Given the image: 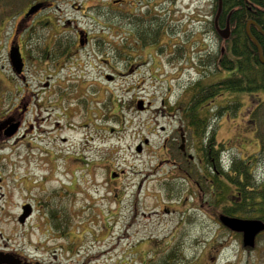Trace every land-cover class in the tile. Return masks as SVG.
<instances>
[{
	"label": "rangeland",
	"instance_id": "obj_1",
	"mask_svg": "<svg viewBox=\"0 0 264 264\" xmlns=\"http://www.w3.org/2000/svg\"><path fill=\"white\" fill-rule=\"evenodd\" d=\"M51 1L56 7L34 19H45L55 33L73 19L88 32L89 41L55 62L26 56L25 90L8 60L16 20H4L0 26V120L16 105L22 107L27 99L30 103L23 112L21 133L0 140V238H10L7 242L12 246L23 233L32 244L50 246L54 241L43 226L42 206L60 191L73 224L69 231L75 236L63 240L71 249L67 251L77 253L70 263L139 264L167 242L164 250L171 243L182 247L186 260L178 264H264V235L257 237L253 247L242 246L234 233L216 224L212 210L197 208V203L192 207L181 173L157 165L167 156L161 148L166 132L178 123L176 111L167 105L184 100L188 93L184 86L196 77L192 63L196 53L191 60L187 51L219 48L214 33L204 31L212 19V0L148 4L124 0L114 6L113 10L133 12L146 5L158 8L161 3L177 31L171 41L182 46L181 55L173 59L178 45L161 48L167 37L158 45V53L153 47L127 45L131 37L122 45L119 41L129 29L116 24L117 18L113 23L105 17L91 18V5L102 10L111 0ZM97 42L106 48H99ZM105 44L116 48L109 51ZM229 74L230 70L223 71V77ZM251 94L238 93L242 103L238 114L221 119L224 127L236 124L239 138L248 132L245 107L254 97H264L262 92ZM240 144L248 149L244 142ZM25 203L34 210L20 226L16 218Z\"/></svg>",
	"mask_w": 264,
	"mask_h": 264
},
{
	"label": "flooded vegetation",
	"instance_id": "obj_2",
	"mask_svg": "<svg viewBox=\"0 0 264 264\" xmlns=\"http://www.w3.org/2000/svg\"><path fill=\"white\" fill-rule=\"evenodd\" d=\"M123 1L124 0H111L110 2H106L107 6L110 4L109 7L106 6L107 8L102 10L99 7V9L102 15L107 14L111 16L113 15L114 6ZM174 1L176 2V0ZM36 2H43L45 5L34 13L25 15L28 7ZM53 6L56 7L51 0H32L21 10V12L13 17L14 20H16L13 41L16 42L19 47L23 66H25L27 62L26 56H29V58L32 57L29 55V52L25 50V46L23 49L20 47L19 39L21 40V37H23L22 39L24 40L29 33H32L33 29L41 26L40 23L45 21V19H34V17L40 12L50 9ZM91 6V18L96 19L93 11L98 6ZM79 7L76 8L80 9ZM227 20L228 17L226 18V22ZM66 23L67 25H64L63 31H69L74 38L77 36L74 39V43L70 48H66L64 51L62 50L61 52L63 53L56 58V54H54L55 52H51L52 48H46L47 55L43 61L44 63L50 61L55 62L61 57H66L67 54L71 55L82 49L86 45L85 43L89 41L88 32L79 29L77 24L73 22V19L67 20ZM219 27L221 28L223 26ZM53 31L54 32L50 31L49 33L56 32L55 30ZM80 33L82 35L81 38ZM76 39H78L77 44L79 48L76 47ZM80 39L83 41V44H80ZM158 49L160 51V48ZM205 49L206 48H198L195 52L193 48V52H191V48L187 51L186 58L190 57L191 60L192 57H194L192 53H196V60L192 62L195 64L196 77L192 78L191 81L184 86L185 90L183 91L188 92L184 97V100L180 98L174 103V105H167V109L176 111L174 115L177 116L178 123L168 133L164 127L161 126V130L167 134L161 144V148L164 149L167 156L158 160L157 165H159L158 169L163 165H168L171 169L174 168L177 172L181 173L187 180L186 182L184 181L186 185L188 184L185 191H188L189 196L191 194L190 204L192 207L196 206L194 203H197V208L203 206L202 208L206 210V212H208L209 209L212 210L216 224L234 233L235 236H237V239L241 240L242 243V232L232 231L224 226L220 217L231 216L244 219H259L264 222V191H262V196L251 198L252 200L250 199V201H252L251 206L245 208L246 210H249L250 213L247 214L248 211L245 213L242 212L244 209V203L249 200L248 195H256L258 191L257 187H253L254 185H246V189H243L242 172L244 165L247 166L248 173L254 177V183H259L260 186H264V125H258L256 123V117L254 116L255 109L264 97H254V102L245 107L247 113L245 121L249 123V126L247 127L248 132L244 138L238 137L239 134L237 133V126L235 123L232 126L225 127L221 124V119L223 117H234L238 114V111L241 108L242 103L238 98V93L235 92H227L226 90H219L216 92L213 97L208 98L201 103L198 106L197 111L205 113L207 110L208 113H211L215 108L217 109V107H219V109L222 108L221 113L219 115H214L208 123L205 121L200 125L188 124L184 120L185 103L196 91L205 93L206 90L201 91V85H207L211 82L225 78L223 77V71L225 69L221 67L220 63L219 67L221 70L211 74L208 64L202 66L197 62L198 57L206 52ZM107 50L110 51L112 49L107 48ZM223 51L224 48H220L219 62L221 61V56L224 55ZM160 53H162V51ZM172 55L175 56H172V59L177 58V53L175 54L172 51ZM33 59L38 60L35 57ZM106 78L110 79V75H106ZM19 79L23 82L25 90H28L26 78L19 77ZM48 85L49 82L45 81L44 86L49 87ZM49 94L51 93H48V95ZM248 94L252 95L251 92ZM45 96L48 98L47 95ZM231 99L238 100L240 103L236 110H230L227 108V103ZM21 102L22 100L20 103ZM28 104H30L29 99L23 103L22 107L16 105L14 108L8 110V114L5 113L7 114L5 117H11L13 121H19L18 129L11 137L17 136L21 133L20 129L23 125V112ZM234 121L235 120L233 119V122ZM259 132H261L260 136L258 134ZM2 138L6 137L3 135V130H0V140ZM14 139H17V137ZM242 142L248 145L247 150H245V148L242 147V144H240ZM251 147L252 149L250 150ZM250 174L247 175L251 176ZM178 190L184 191L183 188ZM56 193L57 195H53V197L48 200V204H43L42 206V219L44 220L43 226L45 227L46 233L49 235V240H53L54 242L48 247L39 242L32 244L29 239L27 240L26 237H24V234L21 233L20 237H15L12 246H9L7 240H11L10 238H0V264H76L70 263L68 260L76 256L77 253L67 251V249H71L65 244V242H63L67 235L75 237L73 236L74 234L70 231H59L60 229L64 230L65 227L72 228L73 224L72 221H70V212L68 214L66 207L60 199L62 198L61 192L59 191ZM57 196H60V202L59 199L57 200ZM23 205L21 206V212ZM228 209H232V211H228ZM33 210V207L30 205L29 214L24 217L22 221L19 220L20 214L17 216L16 219L20 226L27 223ZM261 235H264V230H261L256 234L255 240ZM69 240L74 241V238H69ZM144 260L140 263H143Z\"/></svg>",
	"mask_w": 264,
	"mask_h": 264
},
{
	"label": "trees",
	"instance_id": "obj_3",
	"mask_svg": "<svg viewBox=\"0 0 264 264\" xmlns=\"http://www.w3.org/2000/svg\"><path fill=\"white\" fill-rule=\"evenodd\" d=\"M31 1L32 0H0V26L3 24L4 20L12 19L17 13L21 12ZM165 1L173 2L174 0ZM149 2H157V0H137V3L148 4ZM158 2L162 1L158 0ZM160 4H158V8L156 6L152 7L146 5L145 9L140 8L139 11L134 10L135 12H124L116 9L111 16L107 14L102 15L99 7L93 12L96 18L105 17V20L108 22L113 23L115 18H117L118 21H116V24H119L120 27L129 29L127 32H123L125 35L121 37L119 41L122 45H126V39L131 37L132 41L127 45H132L134 43L133 45L137 44L133 46L135 48L153 47L155 52L158 53V48H160L158 45L164 37H167L166 40L162 42L161 48L176 44L178 47L175 52L181 55L179 52L182 46L171 41V37L177 34L176 28L170 23L171 14L169 15L168 11L162 9ZM212 4V19L207 21L204 31L214 33L218 40L219 48L214 51L210 50L202 53V55L198 57L197 62L202 66L208 64L211 74L221 70L219 67L220 63L223 69L230 70V74L223 79H219L207 85H201V91L206 90L205 93L196 91L185 103L184 120L188 124L193 125H200L205 121L208 123L214 115H219L221 113L222 108L219 109V107H217V109L215 108L211 113H208L207 110L205 113L197 111L201 103L213 97L219 90L235 93L264 92V62L259 60L257 47L246 33L247 22L253 20L255 24H250L249 30L259 43L264 57V0H221V9L217 17V24L218 26H225L226 18L228 17L230 34L227 39H222L215 30L214 17L217 12V0H212ZM48 23L47 21L41 22V26L33 29L32 33H29L27 37L24 38V46L27 48L26 50L29 52V55L42 62L47 55L46 48H52L51 52H55L56 58L63 53L61 52L62 50L64 51L66 48H70L74 43V36L69 33H55L49 36L51 28ZM259 29H261V31ZM97 44L100 46L99 48L103 47H101L100 43L97 42ZM105 45H107V47L110 46V48H116V46H111V44ZM220 48H224V55L221 56V61L219 62ZM57 50L59 51L56 52ZM239 104L238 100L231 99L227 103V108L236 110ZM254 116L256 117V123L258 125L264 124V99L259 102L255 109ZM258 134L260 136L261 132ZM248 172L247 166L244 165L242 172L243 189H246V185H254L253 187H257L258 191L256 195L248 193L249 200L244 203V209L242 210L243 213L248 211L247 214L250 212L245 208L251 206L252 201H250V199L262 196V191H264V186H260L259 183L255 184L254 177ZM247 174H250L252 177ZM229 210L232 211V209H228V211ZM59 231L68 232L69 227H65L64 230L60 229ZM169 246L170 247H167L165 250L164 247L160 248L159 252L155 249V251L148 255V257L146 256L144 262L140 264H178L186 260V256H184L180 244L178 246L176 244L172 245L171 243Z\"/></svg>",
	"mask_w": 264,
	"mask_h": 264
},
{
	"label": "water",
	"instance_id": "obj_4",
	"mask_svg": "<svg viewBox=\"0 0 264 264\" xmlns=\"http://www.w3.org/2000/svg\"><path fill=\"white\" fill-rule=\"evenodd\" d=\"M44 5L45 4L43 2H36L32 4L26 11L25 15L34 13L35 11H37L39 8L43 7ZM220 8H221V0H218V10H217V14L214 19L215 26L217 28L219 35L222 38H228L229 37L228 23L223 29H218L216 25V19L220 11ZM253 23L254 22L251 20L248 21L247 26H246V32L248 36L250 37V39L254 42V44L257 47L260 61L264 62V58L262 56L260 46L257 43L256 39L250 34V31H249V24H253ZM81 37L82 35L80 33V38ZM80 44H83V41L81 39H80ZM8 60L12 68V71L17 76L24 78L23 73H22V70H23L22 57L19 51V47L14 41L11 42V45L9 47ZM142 104H143L142 100H139L137 104V108L141 109L143 107ZM18 126H19V121H13L11 117L5 118L0 121V130H3L5 137L12 136L17 131ZM144 142L146 143L147 141L144 140ZM140 149H141V145H138L136 150L140 151ZM112 176H115V174L113 173ZM29 207H30L29 204L23 205L22 207L23 212L19 217L20 221H22L24 217H26L29 214ZM220 219H221L222 224L226 226L227 228H229L230 230L242 232L243 246L253 247L255 243L256 234L259 231L264 230V222L259 219H244V218L231 217V216H221Z\"/></svg>",
	"mask_w": 264,
	"mask_h": 264
}]
</instances>
